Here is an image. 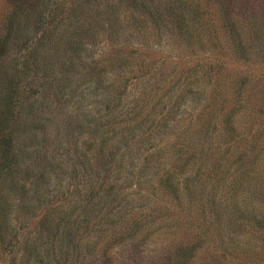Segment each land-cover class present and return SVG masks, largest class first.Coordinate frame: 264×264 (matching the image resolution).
<instances>
[{"label": "rangeland", "instance_id": "obj_1", "mask_svg": "<svg viewBox=\"0 0 264 264\" xmlns=\"http://www.w3.org/2000/svg\"><path fill=\"white\" fill-rule=\"evenodd\" d=\"M0 107V264H264V0H0Z\"/></svg>", "mask_w": 264, "mask_h": 264}, {"label": "trees", "instance_id": "obj_2", "mask_svg": "<svg viewBox=\"0 0 264 264\" xmlns=\"http://www.w3.org/2000/svg\"><path fill=\"white\" fill-rule=\"evenodd\" d=\"M0 109H1V107H0ZM3 112H4V110L1 109L0 110V119L2 118V121L4 120ZM8 138L4 135H1V133H0V177L2 175V171L5 170L7 167L8 168L11 167V165H9V164L12 163L11 156L9 155V153L11 152V148H10L11 143L8 140Z\"/></svg>", "mask_w": 264, "mask_h": 264}]
</instances>
